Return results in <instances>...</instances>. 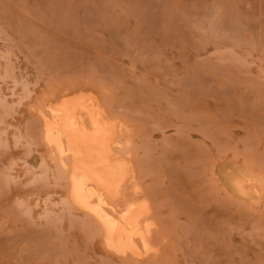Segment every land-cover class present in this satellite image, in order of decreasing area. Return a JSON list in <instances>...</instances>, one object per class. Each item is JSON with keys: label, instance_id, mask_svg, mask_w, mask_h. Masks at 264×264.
<instances>
[{"label": "rangeland", "instance_id": "1", "mask_svg": "<svg viewBox=\"0 0 264 264\" xmlns=\"http://www.w3.org/2000/svg\"><path fill=\"white\" fill-rule=\"evenodd\" d=\"M81 90L128 126L149 256L107 250L45 143ZM0 264H264V0H0Z\"/></svg>", "mask_w": 264, "mask_h": 264}, {"label": "bare ground", "instance_id": "2", "mask_svg": "<svg viewBox=\"0 0 264 264\" xmlns=\"http://www.w3.org/2000/svg\"><path fill=\"white\" fill-rule=\"evenodd\" d=\"M72 94L42 112L44 140L66 173L68 199L94 218L109 252L149 256L158 248L150 240L155 223L127 151L128 126L111 117L95 94L82 90ZM253 182L248 177L237 185L243 191ZM130 186L135 187L129 197Z\"/></svg>", "mask_w": 264, "mask_h": 264}]
</instances>
